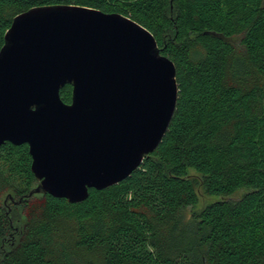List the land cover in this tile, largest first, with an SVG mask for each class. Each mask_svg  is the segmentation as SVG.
I'll list each match as a JSON object with an SVG mask.
<instances>
[{"label":"trees","instance_id":"16d2710c","mask_svg":"<svg viewBox=\"0 0 264 264\" xmlns=\"http://www.w3.org/2000/svg\"><path fill=\"white\" fill-rule=\"evenodd\" d=\"M56 5L148 30L177 100L157 149L79 203L30 195L28 146L1 145L0 264H264V0H0V49L14 17ZM198 188L217 200L195 210Z\"/></svg>","mask_w":264,"mask_h":264},{"label":"water","instance_id":"95a60500","mask_svg":"<svg viewBox=\"0 0 264 264\" xmlns=\"http://www.w3.org/2000/svg\"><path fill=\"white\" fill-rule=\"evenodd\" d=\"M173 62L120 14L56 5L13 18L0 49V146L26 144L44 193L79 203L131 175L165 135ZM71 84V103L59 91Z\"/></svg>","mask_w":264,"mask_h":264},{"label":"rangeland","instance_id":"374dc122","mask_svg":"<svg viewBox=\"0 0 264 264\" xmlns=\"http://www.w3.org/2000/svg\"><path fill=\"white\" fill-rule=\"evenodd\" d=\"M189 175L195 176V172L191 169L188 170ZM244 192L243 191H239L237 193H235L232 198L237 199L239 198ZM39 194V193H38ZM197 194L199 197V203L198 206L195 208V210H198L202 207H204L205 205H207L208 203H212L214 201L217 200V198L215 197H208L204 194L203 188H198L197 189ZM190 212V210L188 211Z\"/></svg>","mask_w":264,"mask_h":264}]
</instances>
